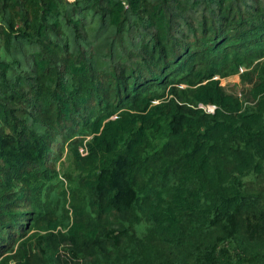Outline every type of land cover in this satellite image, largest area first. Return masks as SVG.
I'll use <instances>...</instances> for the list:
<instances>
[{
    "label": "trees",
    "instance_id": "trees-1",
    "mask_svg": "<svg viewBox=\"0 0 264 264\" xmlns=\"http://www.w3.org/2000/svg\"><path fill=\"white\" fill-rule=\"evenodd\" d=\"M0 41V264H264V0H0Z\"/></svg>",
    "mask_w": 264,
    "mask_h": 264
},
{
    "label": "rangeland",
    "instance_id": "rangeland-1",
    "mask_svg": "<svg viewBox=\"0 0 264 264\" xmlns=\"http://www.w3.org/2000/svg\"><path fill=\"white\" fill-rule=\"evenodd\" d=\"M74 1V0H70ZM0 58L7 59L8 56L6 55L5 51L3 50L1 46L0 41ZM221 83L223 86H226L230 91L237 92L241 90V81L240 76L236 75L230 78L222 79ZM56 156L60 157V160L58 163H54L56 156L52 157L51 162L49 163V166H52L53 168H57L60 172L66 173L73 181H76L77 175L79 174V171L76 169V166L74 165L70 155L68 154L67 150L63 153H61L57 148L54 149ZM67 186H70L71 184L66 182ZM137 235H142L145 232L144 227H138L137 228Z\"/></svg>",
    "mask_w": 264,
    "mask_h": 264
},
{
    "label": "built area",
    "instance_id": "built-area-1",
    "mask_svg": "<svg viewBox=\"0 0 264 264\" xmlns=\"http://www.w3.org/2000/svg\"><path fill=\"white\" fill-rule=\"evenodd\" d=\"M201 108H204V109H206V108H205V107H203V106H201ZM207 110H208L209 112H214V110H215V107H214V106L208 107V108H207ZM82 152H83V150H82Z\"/></svg>",
    "mask_w": 264,
    "mask_h": 264
}]
</instances>
